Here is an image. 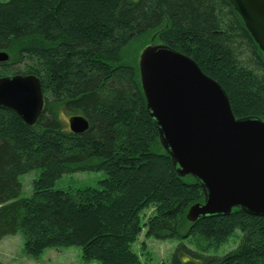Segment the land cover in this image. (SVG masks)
Instances as JSON below:
<instances>
[{
    "label": "trees",
    "instance_id": "obj_1",
    "mask_svg": "<svg viewBox=\"0 0 264 264\" xmlns=\"http://www.w3.org/2000/svg\"><path fill=\"white\" fill-rule=\"evenodd\" d=\"M151 43L217 82L236 119L264 120V54L228 0L0 3V52L8 56L0 78L35 76L44 100L32 126L0 108V240L21 234L33 257L78 247L83 264H139L133 245L142 231L145 239L191 237L205 253L239 230V245L224 256L180 243L170 264H264V218L235 208L186 220L204 192L177 176L146 110L138 58ZM76 115L88 122L82 134L63 119ZM32 170L40 175L20 198L19 178ZM77 172L105 177L97 187L53 188Z\"/></svg>",
    "mask_w": 264,
    "mask_h": 264
},
{
    "label": "water",
    "instance_id": "obj_2",
    "mask_svg": "<svg viewBox=\"0 0 264 264\" xmlns=\"http://www.w3.org/2000/svg\"><path fill=\"white\" fill-rule=\"evenodd\" d=\"M264 54V0H228ZM8 56L0 52V63ZM146 110L178 177L200 183L204 202L191 206L186 220L226 215L238 208L264 218V120L236 119L220 85L188 57L161 43L146 45L138 58ZM44 106L32 75L0 78V108L32 126ZM74 134L88 129L83 116L67 122Z\"/></svg>",
    "mask_w": 264,
    "mask_h": 264
},
{
    "label": "rangeland",
    "instance_id": "obj_3",
    "mask_svg": "<svg viewBox=\"0 0 264 264\" xmlns=\"http://www.w3.org/2000/svg\"><path fill=\"white\" fill-rule=\"evenodd\" d=\"M8 0H0V3ZM69 117L63 116L65 122ZM40 175L39 170H32L19 178L21 183L20 198H28L32 193V182ZM103 172H77L64 174L55 181L54 189L73 191L83 187H97V183L103 180ZM151 214V212H150ZM242 238V233L236 230L224 244L217 248H209L205 253L199 250L196 240L171 238L156 240L153 237L145 239L144 231L133 245L134 252L139 257V264H170L177 246L182 243L194 252L208 256L221 257L237 248ZM145 242L143 249L141 243ZM186 261V260H184ZM0 264H83L81 250L78 247L51 248L39 256L27 255L24 251V241L21 234L4 237L0 240Z\"/></svg>",
    "mask_w": 264,
    "mask_h": 264
}]
</instances>
